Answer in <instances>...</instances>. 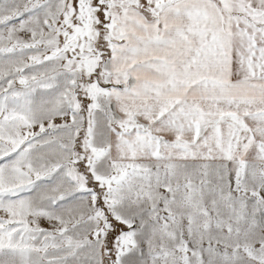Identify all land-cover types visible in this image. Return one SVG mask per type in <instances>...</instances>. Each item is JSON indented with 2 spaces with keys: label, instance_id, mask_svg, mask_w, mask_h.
<instances>
[{
  "label": "snow or ice",
  "instance_id": "6c2138e0",
  "mask_svg": "<svg viewBox=\"0 0 264 264\" xmlns=\"http://www.w3.org/2000/svg\"><path fill=\"white\" fill-rule=\"evenodd\" d=\"M0 264H264V0H0Z\"/></svg>",
  "mask_w": 264,
  "mask_h": 264
}]
</instances>
